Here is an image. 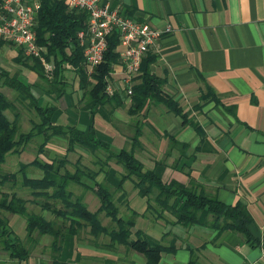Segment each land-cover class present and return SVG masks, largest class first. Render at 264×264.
I'll list each match as a JSON object with an SVG mask.
<instances>
[{
    "label": "crops",
    "instance_id": "1",
    "mask_svg": "<svg viewBox=\"0 0 264 264\" xmlns=\"http://www.w3.org/2000/svg\"><path fill=\"white\" fill-rule=\"evenodd\" d=\"M99 1L156 29L169 27L158 38L156 49L149 51L156 55L149 70L164 79L162 91L200 126L203 137L198 144L193 128L181 126L179 117L158 103L147 102L129 115V96L107 114L83 99L71 74L66 77L64 96L56 101L36 89L40 100L56 107L53 124L85 129L92 123L97 135L113 148L129 149L135 121L140 131L133 154L144 169L153 170L162 182L198 185L226 204H243L251 218L248 230L258 241L253 247L230 230L216 235L204 223L210 219L204 209L197 223L186 226L175 221L171 209H161L152 201L153 208H148L147 197L139 196L130 180L119 185L117 174L122 170L109 162L106 173L100 172L95 180L109 187L119 215L132 216L133 231L171 249L162 251L156 264H264V0ZM18 70L28 83L36 81L31 70L20 66ZM107 77L118 86L120 61L111 66ZM206 87L220 105L199 101ZM199 102L201 106L194 108ZM166 134L183 145L171 146ZM83 182L93 188L91 180ZM82 194L86 208L94 211L96 196L90 190ZM86 195L94 197L92 209ZM170 203L171 208L178 207V199ZM100 223L113 226L103 215ZM58 259L64 264H145L141 254L110 243L106 235L90 236L88 228L63 235ZM22 264H50V257L29 256Z\"/></svg>",
    "mask_w": 264,
    "mask_h": 264
},
{
    "label": "trees",
    "instance_id": "2",
    "mask_svg": "<svg viewBox=\"0 0 264 264\" xmlns=\"http://www.w3.org/2000/svg\"><path fill=\"white\" fill-rule=\"evenodd\" d=\"M86 20V11L68 9L62 0H38L34 32L36 43L44 47L45 59L53 65L50 77H45L42 66L36 58L24 56L18 48L12 60L20 67L34 72L36 81L28 83L17 73L19 71L9 75L7 71L0 69V189L15 181V173L1 172V164L5 156L8 153L18 152L19 147L33 137L40 138L37 144V157L26 163H19L18 168L22 176L21 182L30 188L33 199H23L12 190L10 192L0 190V210L16 214L23 219L26 241L32 243L39 237H48L50 264H64L58 259L63 235L76 234L85 228H88L90 236L96 237L103 234L108 237L110 243L126 245L129 249L141 254L145 264H156L160 253L171 249L150 243L140 231H133L132 216L119 215L118 205L109 187L95 180L100 172L106 173L108 161L113 160L122 170L117 174L119 185L124 180H130L137 194L147 197L148 208H153L150 204L152 201L161 209H171L175 221L186 226L197 223L198 213L204 209L210 217L209 221L204 223L215 229L216 235L223 230H230L239 234L249 246H256L258 241L248 230L251 218L242 203L226 204L214 195H208L199 189L198 185H183L175 180L162 182L153 170L142 167L141 162L133 154L138 144L137 136L140 131L135 121L132 124L133 134L128 139L129 149L113 148L109 142L97 135L92 123H89L85 129H79L70 123L53 124L52 115L56 107L40 100L36 89L40 90V94H45L56 101L64 95L67 86L66 77L69 74L76 78L77 87L81 90L82 96L86 97L85 100L92 103V106H100L107 114L119 107L127 96L119 90L113 91L110 96L104 93V85L111 66L119 62L116 51L118 35L115 30L106 37V47L101 62L87 73V68L83 64L82 47L78 45L76 35L78 31L85 28ZM1 44L14 47L3 41H0ZM155 59L156 55L150 52L141 59L138 73L131 85L127 113L136 114L147 102L158 103L166 111L178 116L181 126L190 125L199 138V144L203 137L200 126L186 117L171 95L162 91L164 79L150 72L149 66ZM63 64L69 67L65 68ZM6 88L13 90L12 98L6 96ZM199 101H212L214 105H220L209 87L200 93ZM14 102L23 105L24 110L32 112L36 117V120H29L30 127L25 132L19 131L18 112L14 110ZM200 102L194 105V108H199ZM7 110L12 111L11 119L5 113ZM166 137L171 146L183 145L171 135L166 134ZM53 138L64 141L65 153L79 148L91 154L96 168L93 169L75 161L74 170L69 171L65 168L67 158L64 154L58 157H47L45 146ZM28 166L37 168L41 172L40 175L26 176L24 169ZM83 179L91 180L93 188L86 185ZM69 184L92 191L98 200V207L94 211H89L82 197L76 196L68 189ZM38 198L58 200L59 206L55 207L47 201L39 202ZM175 198L178 199L176 209L171 208L170 203ZM28 202L35 204L40 211H48L53 219L27 211L26 203ZM100 213L108 217L113 226L101 225L98 218ZM131 214L134 212L131 211ZM131 234L133 237H130ZM30 248L13 232L7 220L0 218V249L7 258L14 264L25 262L30 256Z\"/></svg>",
    "mask_w": 264,
    "mask_h": 264
},
{
    "label": "built area",
    "instance_id": "3",
    "mask_svg": "<svg viewBox=\"0 0 264 264\" xmlns=\"http://www.w3.org/2000/svg\"><path fill=\"white\" fill-rule=\"evenodd\" d=\"M62 1L68 9L86 11L85 28L76 35L78 45L82 47L83 64L87 73L101 62L106 37L114 30L117 32L116 51L122 63V77L118 86L113 85L107 77L104 93L110 96L113 91L120 89L129 96L141 59L147 52L156 49L158 38L162 33L168 32L169 27L156 29L147 22L136 21L109 9L99 0ZM37 8L38 0H0V41L12 44L20 49L24 56L36 58L45 77H50L53 65L45 59L44 47L36 43L34 26ZM66 67L69 66L66 64Z\"/></svg>",
    "mask_w": 264,
    "mask_h": 264
},
{
    "label": "rangeland",
    "instance_id": "4",
    "mask_svg": "<svg viewBox=\"0 0 264 264\" xmlns=\"http://www.w3.org/2000/svg\"><path fill=\"white\" fill-rule=\"evenodd\" d=\"M15 50L16 48L13 51L8 45H3V44L0 45V69L7 71L9 75L14 74L16 71H19L18 70L19 65L16 64L12 60V57H13L12 55L13 53H15ZM63 67L66 68V64H63ZM5 94L8 98H12L13 90L6 88ZM82 97L83 99L86 98L84 96ZM14 107H15L14 110L18 112L17 122L19 126V131L25 132L30 127L29 120L30 119L36 120V117L35 115H33L32 112L24 110L25 107L23 105H20L17 102H14ZM5 113L8 116V118L10 119L12 118V111L7 110ZM132 121H134V119H132ZM39 140H40L39 137L38 138L33 137L27 143H25L24 145H21L19 147L18 152L8 153L5 156V160L1 164V172L2 173H11V172L15 173V181L11 185L9 184L4 185L0 189L1 191L10 192L12 190L19 197H22L23 199H26V200L33 199L32 195L30 194V188L23 185L21 182L22 176H21V173L18 172V168H19V163H26V162L31 161L34 157H37V144ZM64 147H65V143L63 140L53 138L50 142L47 143V146H45L46 148L45 153L46 155H48L47 157L49 158L58 157L64 154L67 158V163L65 165V168L69 171L74 170L75 161H78L79 164H83L93 169L96 168V165H94L93 163L94 158L91 156V154H88L87 152L79 148H76L75 149L76 151L74 152L65 153ZM108 162H110V164H115L113 160H109ZM24 173L28 177H37L40 175L41 172L35 167L28 166L24 169ZM68 189H70L72 193L75 194L76 196L79 195L80 197H83L82 193L84 192V190L78 185L69 184ZM85 199L88 202L89 208L92 209L94 207L93 200H92L94 199V197L92 198V196L86 195ZM37 201L39 202L47 201L49 202V204H53L55 207L59 206L58 200L53 201L51 199L47 200L46 198H38ZM26 209L29 212L39 213L46 218L53 219L52 215L48 211H40L39 208L35 204L29 203V202L26 203ZM0 218L6 219L8 221V225L11 227L13 232L17 236H19L27 246L29 245L31 247L30 256H32L33 258H36L39 255L46 257L49 254V257H50V251L47 247L49 243L48 237H45L44 239L39 237L36 242L30 243L24 239V236H25L24 235V222L20 216L16 214H10L8 212L0 210ZM98 218H99V221H101L102 215H99ZM22 263L24 262H21L20 264ZM0 264H14L12 260H9L7 258L6 254L1 249H0Z\"/></svg>",
    "mask_w": 264,
    "mask_h": 264
}]
</instances>
